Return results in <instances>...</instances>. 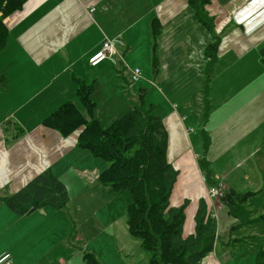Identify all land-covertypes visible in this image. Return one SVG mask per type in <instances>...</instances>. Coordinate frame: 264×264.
Masks as SVG:
<instances>
[{
  "label": "crops",
  "instance_id": "1",
  "mask_svg": "<svg viewBox=\"0 0 264 264\" xmlns=\"http://www.w3.org/2000/svg\"><path fill=\"white\" fill-rule=\"evenodd\" d=\"M192 5L191 0H26L9 15L4 20L8 39L0 49V196L18 191L45 169L68 191L67 179L74 176L84 180V192L98 186L103 169L96 168L89 149L78 145L82 127L63 136L43 119L70 100L88 120L112 122L116 82L131 105L143 94L163 119L168 158L179 170L171 202L178 206L189 199L185 236L195 232L196 200L199 205L203 197L214 211L212 188L252 192L247 199L251 217L234 216L221 202L219 234L204 264H264V0H208L202 9L211 17L209 26ZM109 41L118 56L92 64ZM213 44L217 62L207 81L206 50ZM134 68L142 75L136 82ZM80 87H91L92 113L80 102ZM205 133L210 136L206 154ZM236 146L245 155L235 165L226 163ZM199 156L211 162L208 178ZM218 162H225L230 173L214 174ZM0 210L12 226L0 233V255L9 251L11 264L31 257L41 262L42 246L27 241L34 232L44 235L46 221L36 213L13 215L3 202ZM25 219H32L29 226ZM33 221L41 227L33 228ZM14 229L16 234L6 238Z\"/></svg>",
  "mask_w": 264,
  "mask_h": 264
},
{
  "label": "trees",
  "instance_id": "2",
  "mask_svg": "<svg viewBox=\"0 0 264 264\" xmlns=\"http://www.w3.org/2000/svg\"><path fill=\"white\" fill-rule=\"evenodd\" d=\"M207 1L191 0L200 22L209 26L212 25L211 17L202 9ZM25 2L0 0V49L9 35L4 20L21 9ZM206 54L210 57L206 68L209 81L217 62L216 44L209 46ZM78 90L80 102L92 113L96 103L91 97V87ZM43 123L59 130L63 136L82 127L78 145L108 162L98 176V183L115 190L128 189L131 193L126 209L127 224L131 234L141 237V247L148 252L149 264H204V259L214 250L218 220L201 197L194 217L195 232L184 235L189 199L178 206L171 202L179 170L168 158L169 136L163 119L153 112L152 104L145 102L143 94L132 108L108 124L94 118L88 120L70 100L47 115ZM205 137L206 154L210 136L205 133ZM198 163L208 178L211 162L199 156ZM251 193L230 191L224 193L221 200L229 206L230 214L251 217L252 205L247 203ZM69 200L65 182L50 169L40 172L18 191L0 196V203L7 204L19 215H29L46 206L61 210Z\"/></svg>",
  "mask_w": 264,
  "mask_h": 264
},
{
  "label": "rangeland",
  "instance_id": "3",
  "mask_svg": "<svg viewBox=\"0 0 264 264\" xmlns=\"http://www.w3.org/2000/svg\"><path fill=\"white\" fill-rule=\"evenodd\" d=\"M94 10L95 8L90 9L91 12ZM185 78L181 79L184 80ZM139 84H144V82L138 83L137 87ZM127 94L121 93L120 87L115 82L114 103L110 116L118 118L117 116L135 105H131V99ZM154 96L156 100H159L157 99L159 97L157 93ZM146 103L149 104L150 100L147 99ZM122 104L124 105L123 110H121ZM1 115L2 117L6 116L4 113ZM17 115H20V113ZM200 148L201 146H198L196 149ZM231 155L226 163L235 165L239 161L237 159H241L245 154L240 146H236ZM224 163L218 162L215 164L214 174L230 173L231 168ZM95 165L96 168L105 170L108 162L104 158L96 157ZM233 174L237 176V173L233 172ZM67 180L71 200L64 209L58 210L52 206H46L32 212V214L36 213L35 218L42 217L43 221H46L42 229L44 235L39 236L38 232H34L33 238L27 241L28 244L34 243L40 245V248L42 246L45 254L41 262L43 264H149L148 252L141 247V237L131 234L127 224L126 209L131 202L130 191L128 189L115 190L111 187L102 188L98 184V186H92L91 191L84 192L82 191L84 180L76 179L75 176ZM240 182H242L241 179L238 183ZM221 198L213 199L217 202L214 203L216 205L221 203ZM85 199L88 200V204L82 208L81 205ZM196 202L198 207V201L196 200ZM5 205L9 208L7 204ZM227 207L229 210V206ZM11 213L13 215L17 214L15 212ZM218 213V219L221 220L223 210H219ZM7 219L8 217L3 214V210H0V233L4 228L10 229L12 227L11 221ZM5 220L6 222H4ZM25 221L29 226L32 219H25ZM91 224L92 226H90ZM38 225V222L33 221V228L41 227ZM15 234L16 229L7 232L5 236L10 238ZM221 234L223 235V232ZM0 239H3V237L0 236ZM21 240L24 247H27L23 235ZM7 242L8 240L5 241V243ZM218 250L221 251L222 249L218 248ZM39 251L35 253L36 257ZM35 260L31 257L22 264H41V262L35 263Z\"/></svg>",
  "mask_w": 264,
  "mask_h": 264
},
{
  "label": "built area",
  "instance_id": "4",
  "mask_svg": "<svg viewBox=\"0 0 264 264\" xmlns=\"http://www.w3.org/2000/svg\"><path fill=\"white\" fill-rule=\"evenodd\" d=\"M0 15H1V10H0ZM118 50L115 46L114 43H112L111 41L105 43L103 49L101 51H99L97 54H95L91 59V63L92 64H96L98 63L101 59L109 57L111 59H115L116 56H118ZM141 69L140 68H134L131 70V80L133 82L138 81L141 78ZM208 195L210 197V199H220L223 195L224 192L222 190V187L220 186H216L214 188H212L209 192ZM221 205V203H218L217 205L214 204V211L212 212V215L214 217L217 218V208H219ZM217 206V207H216ZM211 210V209H210ZM10 258H11V254L8 252L3 253L2 255H0V264H11L10 263Z\"/></svg>",
  "mask_w": 264,
  "mask_h": 264
}]
</instances>
